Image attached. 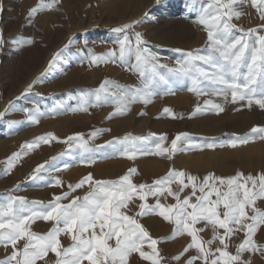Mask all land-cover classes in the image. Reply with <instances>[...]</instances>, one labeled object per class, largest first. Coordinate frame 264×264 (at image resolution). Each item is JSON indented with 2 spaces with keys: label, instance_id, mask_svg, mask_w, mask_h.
<instances>
[{
  "label": "snow or ice",
  "instance_id": "obj_1",
  "mask_svg": "<svg viewBox=\"0 0 264 264\" xmlns=\"http://www.w3.org/2000/svg\"><path fill=\"white\" fill-rule=\"evenodd\" d=\"M56 3L58 0H51V3L40 0V4L30 10V17L38 11L51 9ZM243 3L245 0H207L203 3L196 22L206 31V45L190 51L176 49L181 52V59L174 67L160 63V57L146 46L141 33L132 32L134 41L130 37L129 33L140 21H131L112 29L119 34L115 41L118 48L109 49L100 56L92 53L90 63L119 62L127 65L138 73L140 84L124 86L105 79L96 89L82 91L76 97L69 94V99L79 101L78 110L87 111L89 107L112 104L115 111L111 115H122L136 102H152L153 97L160 94L161 86L169 85V76H176L190 82L188 90L197 97L222 96L227 103L230 96L233 103L246 101L249 108L255 103L264 109V34H260L264 32V24L245 29L233 23L234 18L239 19L243 15L240 11ZM251 3L257 8L260 19L264 20V0H251ZM4 43L0 30V46ZM59 57L60 53H56L54 60ZM31 89L32 85H29L27 91ZM209 107L217 112L224 111L222 104L206 99L203 107L199 103L196 105L195 112ZM23 110L28 113L30 123H38L39 106ZM163 111L172 114L170 108L165 107ZM5 114L0 112V119ZM100 131L92 132L90 139L94 140ZM182 137L187 139L188 134H178L169 149L163 147L166 136H160L161 143L155 145V154L163 156L167 153L171 158L173 153L183 150L178 148L177 143ZM256 138L264 140V127H253L250 133L235 136L229 144L235 148ZM57 139L49 133L26 142L22 148L34 149L41 143ZM149 139L129 134L92 149L83 134H76L63 143L68 145L69 150H80L81 163L91 164L94 160L85 153L105 147L128 159H134L137 153L150 154L147 147ZM205 147L215 148L216 145L209 143ZM24 154L23 151L13 153L6 160L4 174H8ZM52 159L54 161L57 157ZM51 167L50 162L38 165L29 179H44L42 173L48 172ZM136 172V168H131L116 180H93L89 173L75 185L69 184L68 192L54 196L48 203L10 196L0 204V247L6 252L9 248L11 251L0 259V264H38L49 253L55 254L54 264H128L133 253H138L150 264H162L164 257L157 248L160 241L152 238L137 219L149 214H157L174 225L172 236L168 239L184 234L190 237V243L183 252L174 257L180 260L189 250L195 249L196 254L187 259L186 264H196L197 261L200 264H252L251 258H244L245 253L259 252L264 255V244H258L254 239L264 227V208L257 204L264 201V172L254 176L238 171L226 177L209 173L201 180L196 175L172 169L152 184L134 183L132 176ZM55 184L62 185V181L57 179ZM85 184L89 185V191L83 197L76 196L69 203H62ZM173 184L179 185L177 191L173 190ZM189 187L191 193L181 198V193ZM166 195L173 197L176 203L162 204L160 198ZM149 197H155L156 203H147ZM137 198L142 203L135 216L122 211ZM36 220L52 221L53 227L45 234H38L31 230V224ZM198 224L203 227L198 228ZM206 229H211V239L205 240L200 235ZM241 232L244 238L233 253L229 250L232 238ZM62 234L70 236L68 247L62 245ZM20 241L24 242L22 247H18ZM145 245L150 251L144 250Z\"/></svg>",
  "mask_w": 264,
  "mask_h": 264
},
{
  "label": "rangeland",
  "instance_id": "obj_2",
  "mask_svg": "<svg viewBox=\"0 0 264 264\" xmlns=\"http://www.w3.org/2000/svg\"><path fill=\"white\" fill-rule=\"evenodd\" d=\"M119 1L58 0V3L51 9L38 11L30 17V10L37 7L40 0H0V9H2L0 10V30H2L5 41L3 46H0V112L6 113L3 119H0V204L5 203L10 196L48 203L54 196L68 192L69 184L75 185L89 173L93 176V180H116L127 174L128 170L134 168L133 165L138 162L137 157L128 159L114 154L110 147H105L100 151L85 153L86 156L88 155L94 160V163H81L80 150L76 148L69 150L68 145L63 143L69 136L83 134L84 139L90 141L89 147L92 149L106 145L114 138H123L129 134L133 137H150L147 147L156 152L155 145L161 143L160 136H166L163 147L170 149L168 142L175 139L180 133H187V139L182 137L181 141L177 142L178 146L185 148L197 143L204 136L205 138L211 136L189 129V121H185V125L181 129L180 119L186 118L192 113L203 114L205 118L206 116L211 117L213 113L225 112L226 107L233 103L230 96L227 103L224 102L222 96L197 97L196 94L188 90L190 82L176 76H169V85H162L160 94L153 97L152 102L148 104L136 102L131 105L129 111L122 115H111L115 111V106L112 104L89 107L87 111L78 110L79 101L69 99V94L76 97L82 91L96 89L105 79L124 86L140 84L138 73L127 65L119 62L98 65L90 63L92 53L100 56L107 53L109 49L118 48L115 41L119 34L113 32L112 29L131 21H140L129 33L130 37L134 41L132 32L141 33L147 42L146 46L160 57V63L167 64L169 67L176 66L177 60L181 59V52L176 49L190 51L204 48L206 45V31L196 21L201 5L207 0H160L159 3L157 0H150L148 7L138 16L132 18H128V14L133 12L135 4L138 6L142 0H130L122 7H114V4ZM44 2L51 3V0H44ZM240 11L243 15L232 21L238 26L247 29L264 24V20L260 19L257 8L252 5L251 0H245V3L240 5ZM152 23H154V27L156 25L155 28L151 25ZM59 29L66 36L61 42H57L60 34ZM42 31L46 32L50 38L48 50L41 57H35L32 61L24 64L21 63L22 56L33 46L34 39ZM260 34H264V32ZM14 41H18V43ZM66 45L67 48H65ZM56 53H60V57L54 60ZM40 66L42 68L19 90L22 75L27 70ZM29 85H32L30 92L27 91ZM176 99L177 101H175ZM206 99H212L214 103L222 104L224 111L217 112L209 107L207 110L195 112L196 105L199 103L203 107V101ZM237 103L238 107H247L246 101H237ZM180 105L185 109L178 113L175 106ZM36 106L40 108V113L37 114L38 123H30L28 113L23 109H33ZM165 107L170 108L172 114L165 113L163 111ZM251 109L264 112V109L256 104L252 105ZM132 116L138 118L149 116L152 123L146 127L135 125L131 128H121L117 125L118 120ZM200 117L202 118V115ZM162 119L172 121L174 127L177 128L176 133L172 127H168L161 134L157 133V126ZM58 121L66 123L52 129L53 124ZM262 126L264 127V121ZM97 130L102 131L94 140L90 139V134ZM49 133L54 134L58 139L47 144L41 143L34 149L22 148L26 142H31ZM220 136L225 140L230 138L226 133H222ZM58 143L60 147L55 148ZM20 151L26 154L18 159L15 167L8 174H4L6 160L13 153ZM61 153L66 154L61 155ZM174 155L175 153L172 154L173 159L170 160L175 161ZM53 157H57V159L53 161ZM156 157L152 161V170L159 169L170 161L161 155ZM45 162H50L52 167L48 172L42 173L44 179L30 180L29 177L34 169ZM95 170L99 171L97 177L92 174ZM148 172L146 175L150 174ZM261 172H264V167L262 169L261 167H251L249 174L256 176ZM243 173L245 172L243 171ZM138 174L137 171L132 176V180L136 184H140V181L136 179ZM142 174L144 175L145 171H142ZM57 179L62 181V185L55 184ZM88 191L89 185L85 184L82 188L72 192L68 199L63 200L62 203L67 204L76 196L83 197ZM141 203L138 198L134 199L122 211L127 215L135 216L140 210ZM147 203L155 204L156 200L149 197ZM257 204L264 208V201H258ZM145 216L149 222L147 220L144 222L143 216L137 217V219L152 238L160 241L157 248L164 257L162 264H186L187 259L196 254V250L191 249L181 256L180 260L174 259L190 243V237L184 234L174 239H168L172 236L171 234L153 233V228L162 229L168 222L157 214ZM154 222H157L158 225ZM51 227H53L52 221L36 220L31 224V230L38 234L47 233ZM197 227H203V225L200 224ZM200 235L205 240L211 239V229H206ZM243 238L242 232L234 236L229 250L235 253V249L231 246L238 245ZM60 239L64 247L71 244L68 235L62 234ZM178 242L179 245H182L180 248L176 247ZM23 243L20 241L18 247H22ZM260 244H264V239ZM144 250L150 251L147 245ZM10 251V248L6 252L3 247H0V259L10 254ZM55 259V254L49 253L48 257L43 261H38V264H54ZM261 260V263L257 262V264H264V255H261ZM128 264H150V262L142 259L138 253H133L129 257ZM196 264H200V262L197 261Z\"/></svg>",
  "mask_w": 264,
  "mask_h": 264
},
{
  "label": "bare ground",
  "instance_id": "obj_3",
  "mask_svg": "<svg viewBox=\"0 0 264 264\" xmlns=\"http://www.w3.org/2000/svg\"><path fill=\"white\" fill-rule=\"evenodd\" d=\"M128 1L130 2V0H120L119 2H116V4H114V7L115 6L122 7ZM149 2L150 0H142L138 6H136L135 4V9L132 8L134 9V11L128 14V18L138 16L141 12H143L144 9L148 7V5L150 4ZM151 25L154 27V23H152ZM65 38L66 36L64 35L63 31L60 30V34H59V38L57 42L58 41L61 42V40H64ZM34 40H35V43L33 44V46L27 51L26 54L22 56L21 63L24 64V63H27L28 61H32L35 57H41L48 50L50 38L46 32L42 31L40 34H38V37L35 38ZM42 66L38 68H31L27 70L24 75H22V78H21V81L18 87L19 90L22 89L31 80V77H33V75H35V73L38 72L42 68ZM175 101H177V99ZM238 106L239 105L237 102L231 103L229 104V106H227L228 108L226 107L225 112L219 113V114L213 113L214 116L212 115L211 117L206 116L205 118L203 114L192 113L190 114V116L180 119L181 129L184 127L185 121H189L190 122V127H188L189 129L196 131L198 133H202L206 135L208 134L211 137L205 138L204 136V138H202L201 140L198 139L200 141H197V143L187 146L185 148L178 146V148H181L183 150L175 152V155H174L175 161L170 160V159H173L172 156L171 158H169L168 154L166 153L165 155H163V157L169 159L170 161H168L167 164H164V166L159 169L152 170L153 168L152 161H154L153 158L157 156V154H155L156 152L148 148V151L150 154L141 155L137 153L136 157H137L138 162H136L133 165L134 168H136L139 173L138 175H136L137 176L136 179L140 181V183L151 184L153 183L154 180H156V178L160 179L164 177L172 169H175L178 171H185L186 173L191 174V175H196L201 180L204 176H206L209 173H213L216 176L226 177V176L235 175L238 171L240 172L244 171L245 174L247 175L249 174L251 167H255V168L261 167L262 169V167H264V140L256 138L254 140H250L247 144H242V145L238 144V146L235 148L230 146L229 141L232 140L235 136H244L250 133V130L253 127H263L262 124L264 121V112L262 111L259 112L257 111L258 109L255 110L249 107L241 108ZM175 108L177 109L176 112L178 113L181 112L183 109H185L181 105L175 106ZM200 115H202V118L200 117ZM64 123L66 122L64 121L62 123L61 121L55 122L53 124V127L51 128L53 129L59 125H63ZM150 123H152V120L149 116H145V117L142 116L139 118L132 116V117L122 118L118 120L117 125L121 128H129V127L131 128L135 125L146 127V126H149ZM159 123L160 124L157 126L158 127L157 129L158 132L156 131L157 133L161 134L162 131L164 130L166 131L168 127L170 128L172 127V129H175L174 131L176 133L177 128L176 126L174 127L173 122L169 121V119H162L160 120ZM222 133H226L227 135H229L230 138L226 140L223 139L220 136ZM170 143L171 141L168 142L169 147H170ZM209 143L215 144L216 147L215 148L205 147V145ZM196 145H200V147H196ZM59 147H60L59 143L55 145V148H59ZM149 170H152V171H149ZM142 171H145L144 175L142 174ZM148 171L150 172V174L146 175V172ZM92 174L95 177H97L99 174V171L95 170V172ZM172 187L174 191H177L179 189L178 184H173ZM191 191L192 189L190 187L186 188L181 193V198H184L185 196L189 195ZM197 195H199V193H197ZM212 198L215 199V196H213ZM152 199L156 200L155 197H152ZM160 202L165 205H171V204L176 203L173 197L167 196V195L164 197H161ZM193 202H195V197H193ZM143 219H144V222L146 220L148 221V219H146V216H143ZM151 221L153 222L152 219ZM154 223L158 225L157 222H154ZM199 225L200 224H198V226ZM156 229L157 228L155 229L153 228L152 232L156 234L158 233V234H171L172 235L174 225L168 222L162 229H159V230L158 229L156 230ZM254 239L257 241L258 244L263 242L264 227H261V229L255 235ZM181 246L182 245H179V242H178L176 247L180 248ZM231 247L235 249L236 245L231 246ZM244 258L245 259L251 258L252 264H257V262L261 263L262 261L261 254L259 252L255 254L245 253Z\"/></svg>",
  "mask_w": 264,
  "mask_h": 264
}]
</instances>
